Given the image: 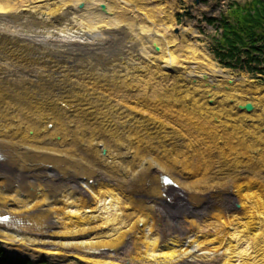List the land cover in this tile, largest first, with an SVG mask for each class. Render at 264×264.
<instances>
[{"label":"bare ground","instance_id":"1","mask_svg":"<svg viewBox=\"0 0 264 264\" xmlns=\"http://www.w3.org/2000/svg\"><path fill=\"white\" fill-rule=\"evenodd\" d=\"M148 1L123 0L122 6L120 0L0 2V16L15 19L3 29H13V33L32 29L23 33L37 39L83 41L99 47L127 28L129 32L139 29L136 37L146 40L159 36L149 41L152 57L149 53L136 57L129 73L117 61L116 67L127 74L120 77V86L87 79L75 96L64 94L56 100L27 104L0 92V217H9L0 222V240L22 254L73 256L85 264H118L102 262L96 255L119 249L126 239L122 258L138 264L187 260L193 264L196 260L200 264H264L263 176L235 174L233 188L239 205L224 208L221 189L226 174L221 167L212 170L211 166L215 156L232 158L237 168L251 164L259 172L264 168V105L249 106L244 97L247 87L258 88L221 69L205 49L199 52L192 41V27L176 32L171 10L161 0ZM70 4L78 5L81 14L71 15ZM39 17L44 19L43 26L34 30ZM24 19L31 27L26 28ZM121 24L127 27L122 29ZM8 55L6 64L21 63ZM81 58L88 59L81 61L88 65L108 63L94 55ZM46 72L52 78L57 75L61 83L67 77L63 68L48 66ZM180 132L192 144L201 138L202 144L219 146L216 141H220L219 149H226L200 152L183 163L171 155L167 150L171 145L166 143V137L172 135L173 140ZM229 140L235 145L228 147ZM86 144H92L90 149ZM101 145L106 150L102 149L100 162L93 160L100 171L97 175L88 170L83 155L96 154ZM146 158L164 167L162 172ZM141 168L157 180L145 197L151 201L148 207L136 194L148 187L142 184L131 190L116 179L133 176ZM165 176L177 190L162 184ZM186 186L193 187L190 202ZM168 194H176L188 209L177 206L162 212L159 205ZM211 198L217 203L208 216L201 223L189 220Z\"/></svg>","mask_w":264,"mask_h":264},{"label":"rangeland","instance_id":"2","mask_svg":"<svg viewBox=\"0 0 264 264\" xmlns=\"http://www.w3.org/2000/svg\"><path fill=\"white\" fill-rule=\"evenodd\" d=\"M22 1L28 0H0V2L9 3H19ZM128 1L138 3L148 0ZM150 1L156 2L158 0H149L148 3H150ZM249 1L250 0H201L200 3L197 4L194 0H161V3L162 6L167 10H171L172 17L175 20V30L177 29L179 32L181 27H192L194 30V38L192 39V41L193 44H195L199 48L196 49L199 52H201V49H205L207 53L214 56V54L212 53V48L214 47V40L217 39V37L219 36L218 34H220V30H217L216 26L207 23L206 20L219 19L220 14H224L226 13V11H228V6L232 2L242 5L243 3ZM120 2L122 6V4L124 3L123 0H120ZM77 6L73 4L67 6L72 7L71 15L75 17L81 14V12L76 9ZM149 6H152V4ZM84 9H88L87 7L85 8V3ZM14 20V18L9 19L8 17L3 18L0 16V92L3 94V96L11 97L12 99L25 104L29 102L33 103L38 101H45L48 99L56 100L59 99L58 96L64 97V94H67L68 97L75 96L80 90L84 88L85 84L88 83L87 79H92L91 81H103L105 82L104 84H107L108 86H120L122 81V78L120 77H125L127 74H123V72H120V70L116 67L117 61H121L125 65L122 70L129 73L131 71L130 68L132 62L136 64V61L134 59L136 57H147L146 53H149L150 49H153L152 45L149 44V41L157 40V38L159 37L158 36L156 38H153L152 40H146L141 37H136V35L140 34L139 29H132L134 31L129 32L128 28L125 29V27L127 26H125V24H121L119 25V27L125 29V32H116L107 41V43L96 47L90 46L91 44H86L83 41L66 42L54 38L37 39L30 34L23 33L27 30L32 29H16L17 31H21L20 33H13V29H3L4 24L8 23V25H12L11 22L13 23ZM43 21L44 19L39 17L35 26L33 27L34 30H36L37 28L40 29L43 26ZM23 23L26 28L31 27V23L29 20L24 19ZM132 28H137V26L135 25V27ZM74 30L76 31L79 29ZM81 30L87 31L86 29ZM68 46L74 47L76 49L74 51H70ZM6 53L9 54L8 56L19 58L21 63H9V65L6 64ZM89 55H94L100 60L106 59L108 63L105 65H88L86 64V62H81L89 61L88 59L81 58L83 56ZM148 57H152V54L149 53ZM260 58L262 59V57ZM212 61L217 65L219 64L215 56L213 57ZM64 63H66V65ZM48 66H51L52 68H63V70L67 74V77L64 78V83H61V81H59L57 75L52 78L51 74H47L46 71L48 69ZM218 66L221 69H225L220 65ZM252 67H254V64H252ZM258 69L261 72L256 71L254 73H251V71H248L246 67L236 68L233 70L227 69L232 76H235V78H237L236 80L246 79L254 83V88H258L249 89V87H247V94L244 95V97L249 102L248 105L250 106L251 104H254L253 107H256L257 104L264 105V102L261 101V98H264V64L258 66ZM15 70H18L20 73L15 72ZM153 77L154 76L142 80L137 88H139V86L143 87L144 84L149 79H153ZM31 82H34V84H31ZM170 83L171 85L173 84L172 81H170ZM261 89L262 92L260 93ZM110 99L111 101H113L112 98ZM248 116L249 115H247V117ZM162 135L165 136L164 134ZM105 136L107 137V134H105ZM179 136L183 138H180ZM179 136H173V140L172 135L166 137V143L171 145L167 150H170L171 155L178 158V160H182L183 163H187L193 155L198 156L200 152L215 153L217 149H226V147L219 149V146L222 145L220 141H216V144H218L219 146H216L214 144L208 145V142L202 144V139L198 138V142H194L192 144L191 139L186 138V136L182 132H180ZM119 143H121L122 145L123 142H117V145ZM229 143L231 144L228 147H232L233 145H235L233 140H229ZM90 145L92 144H86L85 147L87 149H90ZM102 149L104 148L101 145V148L98 147L96 154L93 152H88L87 155H83V158L87 159L88 170L96 171L97 175L100 174V171L99 168L96 167V163L93 160H96L98 163L100 162V157L103 156ZM157 153L160 155V150H158ZM141 161H143V159ZM147 161L149 163L151 162L149 159H147ZM151 165L156 171L160 172H162V169L164 168L159 167L153 162H151ZM211 166L212 170H216L221 167L223 173L226 174V178L224 179L225 186L221 189V192L223 191V194H225V199L221 203V207L224 208H232L239 205V200H236L237 192L233 188V178L238 176L235 174H239L240 172H251L254 176H263L264 178V168L261 170V172H259V168L255 167L253 164L248 167L237 168V165L232 161V158L230 157L218 158L212 156ZM122 169H124V166H122ZM106 174L109 173L106 172ZM249 177H251V175ZM116 179H118L125 188H129L131 190H133L136 186L144 184V186L148 188L143 192L136 193L138 196L142 197H149L150 189H153L157 186V180H155L156 176L150 175L143 168L138 170L137 173L133 176L126 175L124 176V178ZM172 183L176 187V189H178V186L175 185L174 182ZM187 188L189 190L188 192L186 191V194L188 195L186 196V200L190 202V200H192V197L194 196L192 192L193 187L186 186L185 189ZM158 198L161 199V196ZM216 200L217 199L215 198H211L210 200L206 199L207 202L204 203L203 208H200L201 211L199 210L196 214H193V217L189 220L195 221L196 223H201V220L208 216L210 212L209 209L216 205ZM218 200H222V198H218ZM3 247L5 248V250L7 249L6 246L3 245ZM14 250L16 249L7 251L9 252L8 255L10 257L18 259L26 257L33 261L34 264H44L46 262L47 264H85L80 262V260H75L73 256H68L67 258H59L42 255L41 258H37L29 254H22ZM196 261L198 262L197 264H200V260ZM193 263V260H187L186 263L183 264Z\"/></svg>","mask_w":264,"mask_h":264},{"label":"trees","instance_id":"3","mask_svg":"<svg viewBox=\"0 0 264 264\" xmlns=\"http://www.w3.org/2000/svg\"><path fill=\"white\" fill-rule=\"evenodd\" d=\"M216 25L220 34L214 40L212 53L220 66L228 69L246 67L251 73L264 64V1L231 3L219 20H206ZM262 57V59L260 58ZM254 64V67H252ZM261 72V71H260ZM0 248V263L4 258ZM10 264H32L25 260H9Z\"/></svg>","mask_w":264,"mask_h":264},{"label":"water","instance_id":"4","mask_svg":"<svg viewBox=\"0 0 264 264\" xmlns=\"http://www.w3.org/2000/svg\"><path fill=\"white\" fill-rule=\"evenodd\" d=\"M196 3H199L200 0H195ZM177 32V31H176ZM155 47V50L158 51V47L154 46ZM247 110L249 111V107H247ZM146 203L147 207H148V204L149 202L151 201H147V199L145 197H142L140 196ZM165 197V200L162 201L160 203V209L162 212L170 209V210H173V208H178V207H182L184 208V210L188 209V206H187V203L184 201V200H181L179 199V197L176 195V194H168V195H164ZM171 200H174V201H171ZM178 206V207H177ZM128 243V239H126L124 241V243L119 247V249L115 250V251H112V250H104V251H101L99 252L96 256H101L100 257V260L102 262H115V263H118L120 264L121 262H123L124 260L126 264H138L137 262H130V260L127 258H122L123 256L126 255V249H125V246L127 245Z\"/></svg>","mask_w":264,"mask_h":264}]
</instances>
